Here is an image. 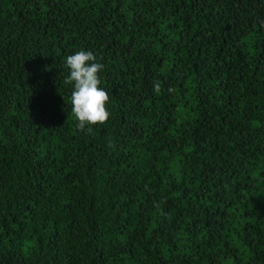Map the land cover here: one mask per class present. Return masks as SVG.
Returning <instances> with one entry per match:
<instances>
[{
  "label": "trees",
  "instance_id": "trees-1",
  "mask_svg": "<svg viewBox=\"0 0 264 264\" xmlns=\"http://www.w3.org/2000/svg\"><path fill=\"white\" fill-rule=\"evenodd\" d=\"M261 21L264 0H0V264H264ZM81 49L110 98L90 134Z\"/></svg>",
  "mask_w": 264,
  "mask_h": 264
},
{
  "label": "clouds",
  "instance_id": "clouds-1",
  "mask_svg": "<svg viewBox=\"0 0 264 264\" xmlns=\"http://www.w3.org/2000/svg\"><path fill=\"white\" fill-rule=\"evenodd\" d=\"M261 26H264V21H261ZM65 67L68 69L65 83L72 85L71 112L78 121L76 128L90 134L94 125H102L110 117L106 107L109 94L99 86L98 76L105 66L96 61L93 52L81 49L66 57ZM154 91H161L159 81L154 84ZM145 188L147 189V185Z\"/></svg>",
  "mask_w": 264,
  "mask_h": 264
}]
</instances>
